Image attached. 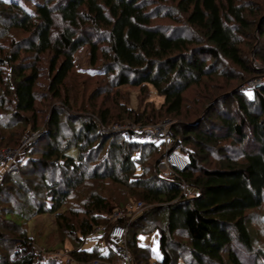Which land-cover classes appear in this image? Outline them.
<instances>
[{
    "label": "trees",
    "instance_id": "16d2710c",
    "mask_svg": "<svg viewBox=\"0 0 264 264\" xmlns=\"http://www.w3.org/2000/svg\"><path fill=\"white\" fill-rule=\"evenodd\" d=\"M166 1L45 0L31 13L0 0V149L40 135L25 149L18 171L5 174L0 185V264H60L54 253L36 262L42 233L32 237L29 225L44 214L55 216L63 234L59 249L68 240L75 244L65 249L73 264L118 263L107 247L83 249L98 227L105 229L103 241L115 244L109 234L116 224L127 228L132 264H264V250L254 248L250 229V213L264 206V87L251 94L243 90L251 79L264 77V70L239 46L257 29L261 9L253 0ZM162 17L172 24L155 25ZM17 47L27 54L21 65H15ZM84 48L104 83L92 93L91 107L84 101L77 108L67 85L75 55ZM252 56L264 62L258 53ZM217 78L235 82L230 95L211 93ZM202 84L203 100L218 99L195 123L172 125L171 148L189 166L174 171L171 179L161 177L160 144L129 143L121 132L99 133L97 123L151 125L180 117L185 93ZM125 87L135 90L136 109L132 93H122ZM152 89L163 98L159 106ZM110 97L114 103L108 104ZM41 101L51 102L45 119ZM20 128L28 129L24 136L14 134ZM62 136L68 139L60 141ZM44 142L40 151L37 145ZM92 180L121 186L124 201L112 199L110 191H94L81 206L67 208ZM137 198L152 209L131 223L126 216L114 222V211L129 210ZM78 214L83 216L79 222ZM154 232L159 233V258L139 244L141 235Z\"/></svg>",
    "mask_w": 264,
    "mask_h": 264
},
{
    "label": "rangeland",
    "instance_id": "374dc122",
    "mask_svg": "<svg viewBox=\"0 0 264 264\" xmlns=\"http://www.w3.org/2000/svg\"><path fill=\"white\" fill-rule=\"evenodd\" d=\"M3 1H12L14 3H18L21 7H23L25 10L34 13L36 8L39 5H43L45 3V0H3ZM166 1V0H165ZM256 8L261 9L259 11V17L256 19V28L255 30L251 31V36L250 37H246L243 36L241 38V44L239 45L240 48L242 49V51L244 52V55L248 56V58H251V61H253L254 66L258 69H262L264 70V62H262V60H259L257 58L253 59V52H255L256 54H260V56L264 57V37H261V33L264 32V0H253ZM166 4L168 5H172V2L170 0L166 1ZM163 16V15H162ZM163 19L161 20H157L155 21V25H170L172 24V22L164 17H162ZM3 33V32H1ZM178 34H183L182 32L178 33ZM184 35V34H183ZM17 38L15 37V40ZM21 40H18L15 42L18 46H22L23 48H25V46L23 45L24 43H20ZM17 47V50L20 51V58L19 60L16 62L15 65H21L24 64L27 54L25 52H22V50H20L21 48ZM20 48V49H19ZM14 50V49H13ZM251 55V56H250ZM44 62H48L47 60H44ZM46 66V63H44ZM75 64H76V69L75 72L73 74V77L70 80V83H68L67 88L69 90H73L70 94V97L73 96V102H77L78 104L76 105V107L78 108V106L82 105L85 101L86 108L91 107V98H92V93L100 86H103L101 84V82H103V79L101 78V76H98V73L95 71L97 69H95V67L93 68L90 65V60H89V53H88V49L84 48L81 49L76 55H75ZM48 66V63H47ZM231 70V68H230ZM88 76H91L90 78ZM258 78H264V77H257V78H253L251 80L254 79H258ZM218 79V78H217ZM250 80V81H251ZM104 83V82H103ZM233 84H227L226 81L223 78H219L218 80H213L212 84L210 85V87L214 88L216 90L213 89V92L211 93H215V94H222V95H230V89L233 87L232 85L235 84V82H232ZM46 83H44V85H46ZM105 85V84H104ZM107 85V83H106ZM105 85V86H106ZM226 88H222V87ZM204 84L202 85H195L193 86L188 92L185 93V104H184V109H183V114L180 117H169L170 119H164L162 121L165 120H169L172 124H176L177 127H181L182 125H186V124H192L195 123L197 120H199L201 117V114L203 113L205 108H210L211 105L213 104L214 101H216L217 99H215L213 102H209L207 100H203L202 98V94L204 93ZM122 90V93L124 92H130L132 93V99H131V107L136 109L138 106V99H137V94L135 92L134 89H132L131 87H125ZM153 91V89H152ZM152 101H155L157 103V105L159 106L160 103L163 102V98L159 97L156 95L155 91L152 92ZM125 94V93H124ZM248 94H251V92H249ZM113 97H110L109 103H114L112 99ZM220 99V98H219ZM229 99V98H227ZM103 99H99L98 100V106H100L102 104ZM198 101V102H197ZM42 102V101H41ZM231 102L230 100L228 101ZM44 103L43 107H46L44 109V112L42 113V117H44L43 119H45L47 117V115L49 114V107L51 102H42ZM195 103L197 105H195ZM205 105H204V104ZM92 104L95 105V102H92ZM107 105V104H106ZM207 105V106H206ZM190 106L189 109H191L190 111H188V107ZM201 110V112L199 113V111ZM218 107L215 109V112L218 113ZM231 110V109H230ZM206 111V109H205ZM219 111L220 113H225L223 111V108L219 107ZM226 111V110H225ZM233 113L234 111L231 110ZM197 112V113H196ZM219 114V113H218ZM116 120H118L116 118ZM121 121H115L114 123H118ZM112 123V124H114ZM208 123V121H207ZM29 128V127H27ZM25 129V130H24ZM20 130H24V132L22 133V131ZM20 130L16 131L14 134L15 135H22L24 136L26 130L28 131V129L26 128H20ZM29 136V135H28ZM27 136H24V138ZM20 138V136H19ZM67 140L68 137H61V140ZM21 140V139H20ZM38 140V139H37ZM36 141H34L33 144H35ZM46 142L44 143H40L37 145V148L42 151L45 147ZM31 146V145H30ZM251 148H253L251 146ZM39 150H37L39 152ZM164 153V150L163 152ZM228 154L230 155V150L228 152ZM227 154V155H228ZM38 155L40 156V154L38 153ZM208 160L209 163L213 166V162L214 164L216 163L214 161V158L211 157V155L208 156ZM217 161V160H216ZM207 164V162H206ZM202 166H204L205 164H202ZM211 168V167H210ZM213 168V167H212ZM41 171V169H40ZM43 173H41L38 177L34 178V181H38L41 177ZM23 179L24 177L21 176ZM2 176H0V181H1ZM30 178V177H29ZM27 179V178H25ZM24 181V180H23ZM107 182L103 181H96V180H92L91 182H88L87 185L81 190L80 194L76 195L74 197V199L70 200L71 202H69L67 204V208L69 207H74L75 209L77 208V206H81V204L88 198L90 192H96L98 194H102V195H108L109 191V196L112 197V199H114V197L116 196L118 198V200H121L122 202L124 201L123 197L124 194H122L120 187L118 185L112 184L110 181L106 180ZM9 185V184H8ZM7 184L5 186H8ZM122 188V187H121ZM16 189H18L16 187ZM124 192V191H123ZM192 192H190L191 194ZM189 195V194H188ZM131 199L133 198L132 196ZM123 199V200H122ZM137 203L135 205H137L138 203H143V200H141L140 198L136 199ZM128 201L125 198V203H127ZM118 204V202L116 203ZM112 203V207H116L117 205ZM144 204V203H143ZM135 205L131 204V205H127L129 210H125L123 211V209L120 210V212H124L125 216L128 217V219H130L128 223H131L133 220L138 219L140 217V215L144 214V212H146L148 209H152V207L148 206V205H143V209L136 211L135 213H131L135 211ZM62 211H65L62 210ZM117 211V210H115ZM114 211V212H115ZM129 212V213H128ZM250 221H251V232L253 233L254 239H255V243H254V248L255 249H263L264 250V206L257 210V211H253L252 213H250ZM83 216L81 214H78V218L76 219L77 222L80 221V219H82ZM138 220L134 221L137 222ZM133 229V228H132ZM131 229V230H132ZM36 230V231H35ZM42 230V231H41ZM41 232L42 233V237L36 239V249L39 251H47V253H58L60 252L62 255H67V252H65V249H73V247L75 246V244H73V242L71 240L65 241V246L66 248H60V245H57L56 242L59 241V239H61V236L63 235L62 233H59L57 230V226H56V218L54 215H49V214H44V215H40L39 217H37L33 222L30 223L29 225V233L30 235H32V237H35V235H37V233ZM45 238V239H44ZM105 239V238H104ZM107 240L105 239V242L103 241V239L101 238V234L97 233L96 235L93 236V238H87L84 241L83 244V249L85 250H91L94 246H98L100 248H104L107 247L108 250L112 251L113 253H115V248H116V243L115 244H107ZM139 244L140 246H150L151 249L154 251V253L156 254V257L159 258L160 257V249H159V233L158 232H154L152 234H148V235H141L139 237ZM47 247H49L51 250H47ZM59 249V250H58ZM174 249V248H173ZM107 251V249L105 250ZM115 258V257H114ZM180 264H184L183 262H180Z\"/></svg>",
    "mask_w": 264,
    "mask_h": 264
},
{
    "label": "built area",
    "instance_id": "2783aa9c",
    "mask_svg": "<svg viewBox=\"0 0 264 264\" xmlns=\"http://www.w3.org/2000/svg\"><path fill=\"white\" fill-rule=\"evenodd\" d=\"M264 87V78H258L247 82L243 88L244 91L253 92ZM98 124L99 133L104 134L108 132H121L125 141L129 143H149L156 142L161 145L160 149L164 150L163 161L161 163V170L164 179H171L174 177L173 172L176 170L184 171L188 168L189 163L187 159L181 156L177 151L171 148V127L172 123L169 120L161 121L157 124L140 125L129 122H118L108 127ZM40 135L32 133L22 139L17 148H2L0 149V176H2L0 185L2 184L3 177L7 173H14L18 171L20 161L26 148L34 143ZM143 203L135 205V211L128 212L129 214L143 209ZM145 206V205H144ZM125 217L124 212L117 210L113 213L112 219L114 222L121 220ZM130 222V221H129ZM104 228L98 227L96 233H103ZM110 238L116 243L115 252L119 257L116 264H132V256L126 245L127 228L123 225L116 224L112 227L109 234ZM39 251V250H38ZM42 255L36 257V262H44L45 257L48 255L46 251H39ZM60 257V264H73L72 257L62 255L60 252L54 253ZM94 264H106L104 262H95Z\"/></svg>",
    "mask_w": 264,
    "mask_h": 264
}]
</instances>
